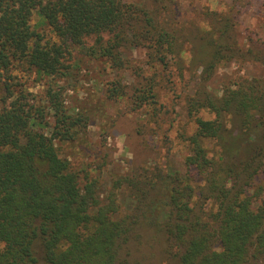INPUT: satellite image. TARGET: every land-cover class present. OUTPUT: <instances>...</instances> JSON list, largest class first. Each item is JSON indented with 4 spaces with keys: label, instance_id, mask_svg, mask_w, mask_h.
<instances>
[{
    "label": "trees",
    "instance_id": "obj_1",
    "mask_svg": "<svg viewBox=\"0 0 264 264\" xmlns=\"http://www.w3.org/2000/svg\"><path fill=\"white\" fill-rule=\"evenodd\" d=\"M34 10L57 39L31 28ZM89 37L90 54L113 60L123 48L145 46L151 60L167 65L166 51L177 46L147 10L122 0H0V83L14 64L61 74L70 47ZM152 84L143 83L135 100L143 104L147 91L154 97ZM121 86L109 87L110 96ZM5 88L0 264H143L132 245L144 224L172 264H264V82L245 79L222 95L204 89L190 98L196 129L186 139L188 170L145 166L115 179L106 198L100 178L76 168L58 146L78 139L86 117L70 113L54 91L38 107ZM125 184L133 206L122 209L117 190Z\"/></svg>",
    "mask_w": 264,
    "mask_h": 264
},
{
    "label": "rangeland",
    "instance_id": "obj_2",
    "mask_svg": "<svg viewBox=\"0 0 264 264\" xmlns=\"http://www.w3.org/2000/svg\"><path fill=\"white\" fill-rule=\"evenodd\" d=\"M122 1L147 10L157 24L176 35V48L166 51L167 65L151 60L145 46L123 48L121 58L114 60L92 55L88 51L95 37H89L84 45L70 47L61 74L14 64L0 83V96L8 84L38 107L48 105L54 91L70 113L86 117L78 139L58 146L76 168L100 178L102 198L109 196L115 179L145 166L188 170L186 139L196 129L188 102L201 90L222 95L227 86L245 79L264 82V0ZM30 25L45 37L57 39L38 10L33 11ZM118 81L120 95L110 96L109 87ZM149 82L154 97L147 91L143 95L148 99L140 104L135 95ZM201 114L212 117L205 111ZM48 119L52 127L54 118ZM130 191L127 184L117 190L122 209L133 206ZM139 230L142 239L132 245L133 259L172 264L162 254L164 244L154 238L153 229L144 224Z\"/></svg>",
    "mask_w": 264,
    "mask_h": 264
}]
</instances>
